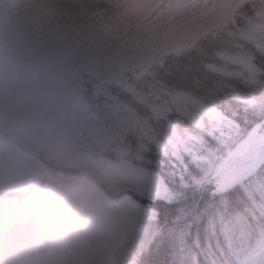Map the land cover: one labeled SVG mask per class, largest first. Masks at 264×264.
Wrapping results in <instances>:
<instances>
[{"label":"trees","instance_id":"trees-1","mask_svg":"<svg viewBox=\"0 0 264 264\" xmlns=\"http://www.w3.org/2000/svg\"><path fill=\"white\" fill-rule=\"evenodd\" d=\"M16 36L15 42L6 32L0 36L4 44L0 61L13 77L29 84L52 83L64 92L77 90L82 101L74 107L111 131L128 133L120 155L114 156L107 145L92 153L93 159L118 160L145 174L122 189L116 264H238L259 246L264 235V162L255 172H249L251 164L237 163L207 176L185 156L186 167L175 177L170 174L171 159L152 147L142 148L127 118L130 111L152 118L145 98L151 89L164 97L183 92L218 109L246 136L260 137L264 132V8L258 2H246L220 29L172 48L157 63L146 65L142 75L113 62L114 81L103 84L86 76L82 62L74 67L58 65L55 81H50L39 46H34L37 66L19 67L12 54L18 47L26 52L27 36ZM142 48L146 50L144 42ZM245 64L253 67L252 73ZM174 120L179 127L185 125L179 116ZM12 148L6 152L7 159H13ZM34 154L23 160L26 168ZM78 159L82 160L73 157L68 163ZM17 192L0 189L1 228L17 215ZM190 239L193 247L188 249Z\"/></svg>","mask_w":264,"mask_h":264},{"label":"rangeland","instance_id":"rangeland-1","mask_svg":"<svg viewBox=\"0 0 264 264\" xmlns=\"http://www.w3.org/2000/svg\"><path fill=\"white\" fill-rule=\"evenodd\" d=\"M246 1L258 2V6L264 8V0H120L106 7L64 14L56 11L47 0L42 1L45 3H38L37 0H0V20L13 41L17 31L32 35L36 44L42 46L50 80H54L59 63L72 66L87 58L86 73L101 82L114 79L110 64L115 58L122 67L136 71L156 59L131 43V37L138 30L143 29L142 35L147 34L148 38L156 37L153 46L147 44L150 48L148 52L161 56L171 46L189 40L190 36L222 26L229 14ZM164 36L170 39L162 44ZM15 57L22 68L36 65L35 51L29 45L28 56L17 50ZM246 67L249 73L253 72L252 66L246 64ZM32 86L16 81L0 62V108H3L6 96L14 97ZM67 95L74 101L78 99L71 90ZM145 98L148 99L152 118L149 120L145 115L130 111L127 114L129 129L142 148L152 147L172 160L173 173L170 174L175 177L186 167L185 156L198 163L203 173L209 174L207 176L248 161L251 171H254L264 161V132L258 138L246 136L219 111L182 92L170 97L156 92ZM175 116L185 120L184 128L177 127ZM65 126L72 130L62 153V161L66 163L71 157L86 159L102 145H107L108 150L118 156L127 144L126 131L122 134L111 131L89 113L75 108L57 129L58 135L63 137ZM7 140L22 146L24 155L45 150L24 130L0 123V158L8 149ZM93 160L109 168L130 170L134 182L144 176L142 170L118 160ZM20 167L18 162L7 168L0 165V187H18ZM31 243L27 222L18 207L17 217L0 235V264H6L13 256L24 253ZM238 264H264V240L250 254L243 256Z\"/></svg>","mask_w":264,"mask_h":264},{"label":"clouds","instance_id":"clouds-1","mask_svg":"<svg viewBox=\"0 0 264 264\" xmlns=\"http://www.w3.org/2000/svg\"><path fill=\"white\" fill-rule=\"evenodd\" d=\"M74 104L58 85L42 83L6 96L0 108V123L24 130L45 147L31 156L16 194L32 243L6 264H116L122 189L134 185V177L90 157L62 162L72 130L65 126L62 137L57 129Z\"/></svg>","mask_w":264,"mask_h":264},{"label":"bare ground","instance_id":"bare-ground-1","mask_svg":"<svg viewBox=\"0 0 264 264\" xmlns=\"http://www.w3.org/2000/svg\"><path fill=\"white\" fill-rule=\"evenodd\" d=\"M42 1L44 0H37L38 3H45ZM47 1L51 3V5L54 7L56 11L63 12L64 14H72L79 12V10L86 11L88 8L106 7L110 4H115L120 0H47ZM167 223H173V222H167ZM175 226L178 227L179 225H175ZM191 234L197 235V232H193ZM192 247H193V242L190 239L187 248L191 249Z\"/></svg>","mask_w":264,"mask_h":264}]
</instances>
